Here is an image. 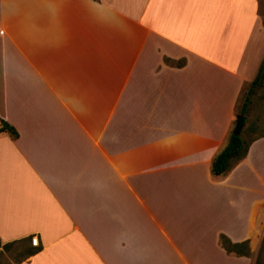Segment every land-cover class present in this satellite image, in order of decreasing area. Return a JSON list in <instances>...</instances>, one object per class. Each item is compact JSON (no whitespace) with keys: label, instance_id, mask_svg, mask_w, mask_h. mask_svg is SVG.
Instances as JSON below:
<instances>
[{"label":"crops","instance_id":"0c3cea01","mask_svg":"<svg viewBox=\"0 0 264 264\" xmlns=\"http://www.w3.org/2000/svg\"><path fill=\"white\" fill-rule=\"evenodd\" d=\"M263 59L257 0H0L15 264H264V136L211 174Z\"/></svg>","mask_w":264,"mask_h":264},{"label":"trees","instance_id":"16d2710c","mask_svg":"<svg viewBox=\"0 0 264 264\" xmlns=\"http://www.w3.org/2000/svg\"><path fill=\"white\" fill-rule=\"evenodd\" d=\"M263 81H264V59L262 60L260 64V67H259V70H258V73L255 79L247 87V90L245 92V99L242 105L240 106L238 115L247 116L249 97L256 93L257 88L262 86ZM251 124L252 123L248 124V126L243 130L240 136H235L232 131L230 132L228 139H227L226 146L215 156V158L212 161V164H211V174L212 175L214 176L225 175L228 171H230V169L232 168L234 164H236L237 162H239L246 156L247 150L251 142H253L258 137H261V136H258V137H253L251 139H248L247 136L250 134L251 130L249 126ZM0 130L8 131L12 133L14 136H16V131L3 121L1 122ZM220 243L226 249L228 253L236 252L237 254H248L246 243L233 245L230 243L228 239H226L223 236L220 237ZM11 245L13 246L14 243H7L3 245V247L8 249ZM28 250L29 252L25 258L35 254L39 250V248L38 247L29 248L28 247Z\"/></svg>","mask_w":264,"mask_h":264},{"label":"rangeland","instance_id":"374dc122","mask_svg":"<svg viewBox=\"0 0 264 264\" xmlns=\"http://www.w3.org/2000/svg\"><path fill=\"white\" fill-rule=\"evenodd\" d=\"M257 2L260 16L264 21V0H257ZM246 90L242 94L240 104L243 103L245 99ZM247 116L249 117V123L254 124L249 126L251 131L247 136L248 139L264 136V81L262 86L257 88L256 93L249 97ZM249 123L244 126V129ZM28 252L29 250L26 245H11L6 249L0 244V264H15L24 259Z\"/></svg>","mask_w":264,"mask_h":264},{"label":"water","instance_id":"95a60500","mask_svg":"<svg viewBox=\"0 0 264 264\" xmlns=\"http://www.w3.org/2000/svg\"><path fill=\"white\" fill-rule=\"evenodd\" d=\"M235 119H236V122H235L232 132L235 136H240L244 126L246 125L247 119L245 116H242V115H237Z\"/></svg>","mask_w":264,"mask_h":264}]
</instances>
